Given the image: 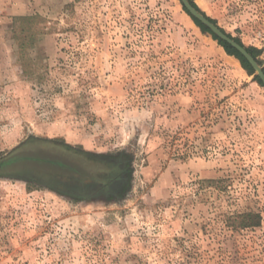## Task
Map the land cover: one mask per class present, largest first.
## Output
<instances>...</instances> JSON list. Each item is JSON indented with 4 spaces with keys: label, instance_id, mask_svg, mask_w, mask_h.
Listing matches in <instances>:
<instances>
[{
    "label": "rangeland",
    "instance_id": "rangeland-1",
    "mask_svg": "<svg viewBox=\"0 0 264 264\" xmlns=\"http://www.w3.org/2000/svg\"><path fill=\"white\" fill-rule=\"evenodd\" d=\"M194 1L264 70V0ZM183 7L0 0V161L34 159L0 264H264V221L227 225L264 220V87Z\"/></svg>",
    "mask_w": 264,
    "mask_h": 264
},
{
    "label": "trees",
    "instance_id": "trees-1",
    "mask_svg": "<svg viewBox=\"0 0 264 264\" xmlns=\"http://www.w3.org/2000/svg\"><path fill=\"white\" fill-rule=\"evenodd\" d=\"M191 2V4L198 10L200 11L202 14H204L200 8L196 5L194 0H189ZM184 11L191 17V19L193 20V22L204 32L207 33L209 35H211L215 41H217L219 43V45L226 51V53L230 56L235 57L237 60L240 61L242 67L244 68V70L247 71V73L250 76L254 75V70L251 67V65L248 63V61L234 48H232L230 45H228L226 42L220 40L216 35H214L208 28H206L203 24H201L198 20H196L194 17H192L190 15V13L185 9V7H183ZM205 15V14H204ZM206 16V15H205ZM209 20L214 23L215 25H218L217 21L209 18ZM222 31L224 33H226L229 37H232L231 34L227 33L224 29H222ZM234 40L236 42H238L241 46L245 47L242 42L237 39L234 38ZM247 49V51L255 58L258 60V53L257 50L255 48H251V47H245ZM258 62L261 64V61L258 60ZM262 87H264L262 81L259 78L255 79ZM15 153H12V155H10V157L0 161V169L3 167H8V166H12L15 163H17L18 161H32L34 160L31 157H26V158H22L19 155H14ZM56 164H59V166H64L61 163L56 162ZM263 217L260 213H256L253 211H250L248 213H243V214H234L232 216H230L227 220V225L229 226V228H231L234 231H239L242 229H247V228H255V227H260L263 223Z\"/></svg>",
    "mask_w": 264,
    "mask_h": 264
},
{
    "label": "water",
    "instance_id": "water-1",
    "mask_svg": "<svg viewBox=\"0 0 264 264\" xmlns=\"http://www.w3.org/2000/svg\"><path fill=\"white\" fill-rule=\"evenodd\" d=\"M180 1L192 17H194L206 28H208L220 40L226 42L228 45L238 51L248 61V63L253 68L255 75L260 78L264 85V70L259 65L257 60L247 51V49L241 46L238 42H236L233 37H229L226 33H224L219 26L212 23L209 18L202 14L200 11H198L189 0Z\"/></svg>",
    "mask_w": 264,
    "mask_h": 264
},
{
    "label": "flooded vegetation",
    "instance_id": "flooded-vegetation-1",
    "mask_svg": "<svg viewBox=\"0 0 264 264\" xmlns=\"http://www.w3.org/2000/svg\"><path fill=\"white\" fill-rule=\"evenodd\" d=\"M22 162H24V161H22Z\"/></svg>",
    "mask_w": 264,
    "mask_h": 264
}]
</instances>
